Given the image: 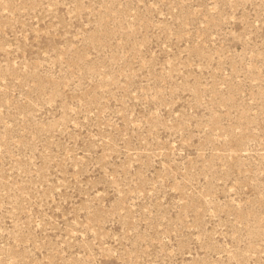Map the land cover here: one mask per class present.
Here are the masks:
<instances>
[{
    "label": "rangeland",
    "instance_id": "374dc122",
    "mask_svg": "<svg viewBox=\"0 0 264 264\" xmlns=\"http://www.w3.org/2000/svg\"><path fill=\"white\" fill-rule=\"evenodd\" d=\"M0 264H264V0H0Z\"/></svg>",
    "mask_w": 264,
    "mask_h": 264
}]
</instances>
